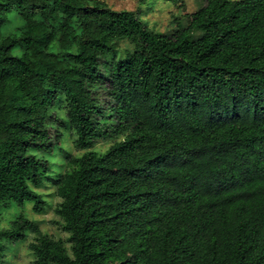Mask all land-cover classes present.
<instances>
[{
    "label": "trees",
    "instance_id": "obj_1",
    "mask_svg": "<svg viewBox=\"0 0 264 264\" xmlns=\"http://www.w3.org/2000/svg\"><path fill=\"white\" fill-rule=\"evenodd\" d=\"M187 17L164 34L100 0H0V205L42 213L51 184L69 234L0 231H32L34 264H264V0ZM63 127L84 153L55 177Z\"/></svg>",
    "mask_w": 264,
    "mask_h": 264
},
{
    "label": "rangeland",
    "instance_id": "obj_2",
    "mask_svg": "<svg viewBox=\"0 0 264 264\" xmlns=\"http://www.w3.org/2000/svg\"><path fill=\"white\" fill-rule=\"evenodd\" d=\"M105 2L108 7L116 11H134L138 19L150 30L158 33L170 34L179 28L188 24V15L199 10L204 0H148L143 4L140 0H100ZM134 45L129 40H124L119 43V52L125 54L126 50L131 52L134 50ZM21 50L18 48L13 50V55L20 56ZM102 60L101 63H105ZM99 65L101 71H105L103 64ZM63 140L56 149L54 156L50 160L55 161L53 166V176L60 175L65 166L63 164V152L67 151L73 155H81L82 151H78L74 144V132L68 127L62 128ZM110 141L101 142L95 145L92 150L98 153H104L109 147ZM37 192L42 195L46 202V206L42 213L34 211V203L27 201L24 204L12 203L9 205H0V231L11 229V224L19 216L25 217L27 220L35 222L42 233L50 236L55 240H62L69 248L67 243L69 234L63 231L61 218L55 213V210L60 203L54 187L51 184L37 189ZM35 234L26 230L24 236L17 239L15 242H10L3 238L0 239V245L3 247L2 262L3 264H34L36 257L30 249L34 242Z\"/></svg>",
    "mask_w": 264,
    "mask_h": 264
}]
</instances>
